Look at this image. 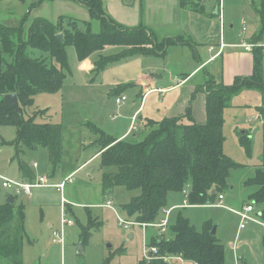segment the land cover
Returning <instances> with one entry per match:
<instances>
[{
  "label": "trees",
  "instance_id": "obj_1",
  "mask_svg": "<svg viewBox=\"0 0 264 264\" xmlns=\"http://www.w3.org/2000/svg\"><path fill=\"white\" fill-rule=\"evenodd\" d=\"M64 1L82 5L88 10L91 20H100V33H93L91 20L83 22V30L79 28L80 23L72 18L61 16L57 25L47 19L37 18L26 31L25 42L22 37L23 24L20 28H9L0 22V125L16 129V139L11 145L19 157V169L24 181L33 182L35 179V174L21 158L24 150L35 149L40 145L47 149L53 168L62 163L63 126L44 121L49 109L34 111L32 108L36 94L61 90L67 77L66 71H69L68 47H75L78 60L83 61L105 46L140 45V50H135L129 56H158L165 55L166 45L170 44L168 41H159L153 31L146 27L139 25L127 29L117 23L106 14L103 0ZM203 2L180 0V6L196 12ZM217 14L220 15V12L217 11ZM259 18L261 29L255 42L264 37V0H261ZM59 34H63L62 41ZM144 46L150 47L142 49ZM29 47L41 51L47 57L29 56ZM254 57V75L251 80H238L229 87L219 84L208 88L207 121L203 124L194 120L189 108L182 117L161 122L150 120L148 125L152 128L141 143L117 140L100 132L96 147L97 152L101 153L103 192L109 195L117 187L129 192L139 191L140 195L122 206V210L134 222L161 224L158 217L161 214L164 218L170 193H184L189 188L187 205L204 206L214 202L217 195H222L228 188L231 170L240 165L224 152L223 116L231 99L242 90L253 88L264 92L262 55L256 52ZM116 60L115 57H106L104 62L97 64V73L103 72ZM7 95L17 96L20 112L6 100ZM249 134H241L242 144L251 140H248ZM262 158V164L246 182L258 188L252 196L257 206L264 205V155ZM259 216L264 220V210ZM172 225L169 239L163 236L169 229L168 225L162 235H158L161 233L159 228H145L157 231V236H152L147 246L156 247L159 258L140 264H170L169 261L173 259L176 264L179 258L191 264H225V247L218 236L212 234L214 224L206 222L203 231L199 232L189 219L179 214ZM26 239L25 207H16L14 203L0 205V258L7 259L10 264H23ZM241 264L246 263L242 260Z\"/></svg>",
  "mask_w": 264,
  "mask_h": 264
},
{
  "label": "rangeland",
  "instance_id": "obj_2",
  "mask_svg": "<svg viewBox=\"0 0 264 264\" xmlns=\"http://www.w3.org/2000/svg\"><path fill=\"white\" fill-rule=\"evenodd\" d=\"M40 1L0 0L1 24L7 23L5 19L9 18V15L6 14L8 9H13L15 12L22 9L17 13L22 15L18 20L19 22L12 27H6L20 28L23 24L22 37H24L26 42L27 23L29 22V16L31 17L35 13L34 8L44 2H70L45 0L36 6ZM55 5V3L52 4V9H56ZM64 9L69 10V8ZM260 9L261 0H204L201 9L198 11L203 12L204 15L206 14L209 22L219 24L221 18L226 30H230L234 25L235 32L242 39H251L260 35ZM217 11L218 13L220 12V15L217 14ZM48 14L54 20L45 19L57 25L61 18L58 15L62 14ZM62 17L77 20L80 23L79 28L83 30H85L83 22H90L91 20L89 18L88 21H81L74 16L71 17L65 14ZM14 18H16V15ZM184 19H186L185 15L182 17V20ZM33 20L35 19L33 18ZM90 24L93 33L99 34L102 26L101 21L91 20ZM244 26H246L245 30L243 29ZM93 27L98 28V30H94L95 28ZM126 27L127 29H133L136 26ZM258 28L259 31L257 30ZM106 47L110 46H105L103 49L93 52L92 55L101 53ZM112 47L119 48L117 54L109 56L99 54L98 59L93 64L94 72H97V64L104 62L106 57H115L122 61L128 59V57H134L129 55H132L135 50H140V45H114ZM149 47L144 46L142 49H148ZM180 48L184 50L179 51L180 56L181 52L193 55L192 49ZM71 49L76 50L73 46H71ZM205 49L207 50V48ZM213 49L218 50V48ZM27 52L29 56L34 58L47 57L41 51L31 47L28 48ZM249 53L252 54L253 51ZM207 55L209 56L211 53L208 54L207 52ZM175 59L173 60L176 62ZM68 65L71 74L66 77L60 91L56 93H38L34 97L35 108H48V115L51 120L63 126L65 137L67 138L64 162L56 168L51 167L47 150L40 145L37 146L35 151L29 150L26 154L27 157L25 159L27 161L30 163L34 161L40 165L41 174L48 177L50 184L64 181L70 169L94 155L93 153L97 151L96 142L100 137L101 131L115 132V128L119 126V124L116 125L118 122L124 123L125 128L132 126L130 119L124 120L122 116L125 111L131 110L129 107L132 106L134 108L136 106L137 98L140 95V89L135 90L133 89L134 87H128L132 88L127 91L128 96L124 95L128 101L126 100L124 105L118 106L116 103L118 96L116 97L111 89L97 85L96 76H92L86 82L83 73L76 72L73 59H71L69 64V57ZM207 73L210 76L202 73L196 80H201L202 78L205 82H208L210 89L216 84H225V79L222 75L219 78H215V80L212 79L214 74L218 75L220 72ZM139 104L140 101L138 102ZM149 110L150 108L148 107L145 113H148ZM154 116L159 118L154 120L157 122L168 119L161 117L157 113H154ZM15 130L14 127L0 125V140H13ZM131 130L132 135L125 139L130 143H141L148 134V132L140 130V119L136 123L134 122ZM243 133H250L248 140H251L245 145L240 142V137ZM113 135L111 136L116 138ZM223 135L225 154L236 164L240 165L238 168L231 170L228 188L221 195L224 197L223 205H220L219 195H217L214 202H208L204 206L184 205L185 207L170 214L169 229L163 236L166 239L171 238L172 233L170 230L179 214L189 219L199 232L203 231V226L206 222H211L216 227V235L225 247V264H241L242 260L246 264H264V225L249 221L246 223L245 228L241 229L242 217L227 208L241 212L245 205L254 204L252 196L258 188L255 185H247L246 182L254 176L256 169L260 167L263 161L264 93L256 90H244L231 99L224 111ZM80 139L82 140V149L76 152L74 147ZM99 164L100 159L96 157L91 165L75 174L73 182L76 184L75 197L68 195L66 197L63 195L64 193L57 189L49 188L39 201H32V198L25 195L18 196L16 189H4L0 181V204L7 201L8 195L9 197H17L16 203L25 207V225L28 239L25 241L23 264H106V260H109L108 264H140L145 260L148 261L146 256L150 247L147 244L152 236H157V231L152 228L144 229L147 224L142 223H140V226H131L130 230H126L122 225V222H134V219L130 218L125 210H122V206L131 202L135 196L140 195L139 191L129 192L123 187L115 188L111 194L104 198L105 201H112L113 209L89 207L87 205L89 201L85 198L84 193L88 190L95 191L97 186L101 185L102 171L99 169ZM17 166V163L13 161V167L17 168ZM8 177L12 180L5 178L14 182L17 181L13 176L8 175ZM69 186V188H73L71 184ZM188 193L189 188L184 193H171V196L175 198V203H182L184 195L187 194V199ZM169 201L172 203V200ZM254 207L255 211L251 216L264 221L259 216L264 210V205L257 206L254 204ZM64 214L67 219L73 222V226H63ZM160 217L161 214L158 217V221ZM52 226L53 229H50ZM57 230L61 231L64 245L58 246L54 242L53 233ZM169 262L170 264L175 263L174 259ZM0 264H10V262L5 258H0Z\"/></svg>",
  "mask_w": 264,
  "mask_h": 264
},
{
  "label": "crops",
  "instance_id": "obj_3",
  "mask_svg": "<svg viewBox=\"0 0 264 264\" xmlns=\"http://www.w3.org/2000/svg\"><path fill=\"white\" fill-rule=\"evenodd\" d=\"M53 3L56 4V9H52ZM67 3L63 1L44 2L42 5L34 8L35 13L31 17L29 16L27 30L31 26L33 18H47L53 21L54 18L50 17L48 13H55L56 15L65 14L71 17L74 16L81 21L89 20L90 14L85 7L76 3ZM103 3L106 14L114 19L117 23L124 26L140 25L146 27L153 31L159 41L170 42V44L167 43L166 45L165 55H134V57H128V59L110 63L106 69L100 73L93 71V64L95 63L96 59H98V55L102 54L104 56H109L117 54L119 51L118 47H106L101 53H95L84 61L78 60L76 50L71 49V47L67 48L69 64L71 59H73L76 72L83 73L86 82H88L92 76H96L95 81L97 82V85H101V87L106 89H111L116 97L120 95H127V91L131 90L133 87L135 90L140 89V95L137 98V101H140V104L138 105L137 102L134 108H132V106L129 107L131 110L128 112L125 111L122 116L124 120L130 119L132 126L125 128L124 123L122 124L121 122H118L116 125L119 124V126L115 128V132L109 133L105 130V133L109 136L114 134L115 137L118 138L117 140L127 139L128 136L132 135L131 129L133 124L139 119L140 130L149 133L152 128L148 125L149 121L151 120L153 122H157L154 120L159 119L154 116V113L159 114L163 118H177L184 116L186 111L190 108L194 120L200 124L205 123L207 121L206 104L209 85L208 82H205L202 78L201 80H196L197 77L202 73L209 75L207 72H220L218 75L214 74L212 79L215 80V78H219V76L222 75L225 79V84L223 83L222 85L229 87L238 80H251L250 78H252L254 75V53L256 54V52H258L262 55L263 59L264 39L257 40V42L254 41V39L258 38L256 36L251 39H242L240 35L235 32L234 25L230 28V30H226V26L222 22L221 18L219 24L215 22H209L206 18V14L204 15L203 12L198 10L194 12L188 9H182L180 6V0H103ZM64 8H69V10H65ZM21 10L22 9H19L18 12ZM18 12H15L13 9H8L6 14L9 15V18L5 19L7 23L5 24L3 21L2 23L9 27L16 25L19 22L18 20L22 17V15L17 14ZM15 15L16 18H14ZM62 15L58 16L61 17ZM183 15L186 16V19L184 20H182ZM93 28H95L94 30H98L96 27ZM243 29L245 30L246 26H244ZM257 30L259 31V28ZM245 45L251 46V50H247ZM180 47L192 49L193 55L186 54V52H181L182 54L180 56L179 51H184L181 50ZM205 48H207V50ZM213 48H218V50H214ZM251 51H253L252 54L249 53ZM207 52L208 54L211 53V55L208 56ZM174 58H176V62L173 60ZM68 74L70 75L71 72H67V76H69ZM262 77V80L264 81V65L262 68ZM244 90L260 91L253 88ZM260 92L264 93L263 91ZM148 107L150 110L148 113H145ZM32 109L34 111L45 110L36 109L35 105ZM44 121H48L53 124H59L53 122L48 113ZM15 139L16 130L13 140H0V156L4 154L0 157V176L9 179L11 178L8 177V175L13 176L17 179L16 182L23 184H35L40 178H45L48 181V184L51 186L34 187V190L30 194L21 193L18 195L30 197L32 198V201H39L43 197L45 191L49 188L57 189L58 191L64 193L63 195L66 197L67 195L75 197L76 184L73 183L75 174L91 165L96 157L99 159L101 157L100 152H94L92 157L86 159L78 166H74L72 169H70L68 172L69 174L65 177L64 181H58L50 184L48 177L41 174V171L39 170L40 165L34 161L30 163L25 159L29 150H24L21 158L27 163L28 167H30V169L35 174V179L33 182L26 180L24 181L22 179V173L20 169H18L19 157L16 156V150L13 145H11ZM66 142L67 138L65 137L63 130L62 163L64 162ZM81 142V139L77 141V145L74 147L76 152H79L82 149ZM35 150L36 148L31 149L30 151ZM13 161L14 163H17V168L13 167ZM0 181L2 182L3 187V181L1 179ZM70 184L73 188H69ZM60 185H64L62 190L58 189V186ZM84 196L89 201V203H87L89 207L113 209L112 201H105L104 198L107 195L103 192L102 186L100 184L97 186L95 191L88 190L84 193ZM7 197V201L1 203L0 205L8 203V200L11 196L9 197L7 195ZM183 198L184 200L182 203H175V198L171 196L170 193L167 202V209H175L174 211H176L187 206V199L186 197ZM169 200H172V203H170ZM223 200H219L220 204L223 202ZM16 201L17 197H13L12 203L18 207L19 204H17ZM109 202H111L112 208L107 206ZM162 219L163 218L161 217L160 220ZM132 223L133 224L131 226H140V223ZM130 227L129 229H126L125 227L124 228L126 230H130ZM50 229H53V226L50 227ZM164 233H160L158 235H162ZM62 250L64 249L62 248ZM24 252L25 249H23V259ZM108 263L109 260H106V264ZM179 263L187 264L188 262Z\"/></svg>",
  "mask_w": 264,
  "mask_h": 264
},
{
  "label": "built area",
  "instance_id": "obj_4",
  "mask_svg": "<svg viewBox=\"0 0 264 264\" xmlns=\"http://www.w3.org/2000/svg\"><path fill=\"white\" fill-rule=\"evenodd\" d=\"M246 46V49L247 50H251V46ZM127 100V97L124 96V95H120L116 98V103L118 105H124V103L126 102ZM0 179H2L4 182H3V187L4 188H7V189H16L17 191V194H21V193H25V194H30L32 192V189L34 187H43V186H51L48 184V181L45 179V178H40L35 184H23V183H19V182H14V181H11V180H8L6 179L5 177L3 176H0ZM63 186L64 185H60L58 186V189L62 190L63 189ZM187 195V194H186ZM223 196H219V200L222 201L223 200ZM220 205H223L222 202ZM107 206L109 208H112V204L111 202H109L107 204ZM230 211H232L233 213L235 214H238L242 217L243 219V223L241 224L240 228L243 229L245 228V225L247 222L249 221H255V222H258L262 225H264V221H260L254 217H252V213L255 211V207L253 204H247L245 205L244 209L241 211V212H237L229 207H227ZM173 209H168L165 210V216L164 218L161 220V224H158V225H154V224H147L146 227H152V228H159L161 229V233H164L165 230H166V227L168 225V221H169V218H170V212L172 211ZM62 224L64 227L66 226H72L73 225V222L69 219H67L65 217V214L63 215V220H62ZM133 223L132 222H122V225L123 227H125L126 229H129V227L132 225ZM144 227V229L146 228ZM54 236V242L55 244H58V245H64V241L63 239L61 238V231L57 230L54 232L53 234ZM158 255V249L156 247H150V249L147 251V260L148 262L152 261L154 258H159ZM166 260H168L166 258ZM179 262L181 263H184V261L179 258Z\"/></svg>",
  "mask_w": 264,
  "mask_h": 264
},
{
  "label": "water",
  "instance_id": "obj_5",
  "mask_svg": "<svg viewBox=\"0 0 264 264\" xmlns=\"http://www.w3.org/2000/svg\"><path fill=\"white\" fill-rule=\"evenodd\" d=\"M58 37H59V39L62 41V37H63V35L60 34ZM6 100L9 101V103L13 106V108H15V110H16L17 112H20L19 102H18V98H17L16 95H7V96H6ZM12 202H13V197L11 196V197L9 198V200H8V203H12ZM212 234H213V235H216V227L213 228V230H212Z\"/></svg>",
  "mask_w": 264,
  "mask_h": 264
}]
</instances>
